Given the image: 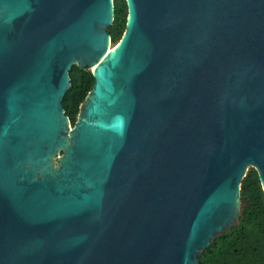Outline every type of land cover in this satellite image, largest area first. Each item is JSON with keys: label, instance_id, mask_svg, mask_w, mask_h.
I'll return each instance as SVG.
<instances>
[{"label": "water", "instance_id": "water-1", "mask_svg": "<svg viewBox=\"0 0 264 264\" xmlns=\"http://www.w3.org/2000/svg\"><path fill=\"white\" fill-rule=\"evenodd\" d=\"M124 1L0 0V264H198L264 196V0Z\"/></svg>", "mask_w": 264, "mask_h": 264}, {"label": "trees", "instance_id": "trees-1", "mask_svg": "<svg viewBox=\"0 0 264 264\" xmlns=\"http://www.w3.org/2000/svg\"><path fill=\"white\" fill-rule=\"evenodd\" d=\"M113 23L107 29L112 45L123 31L127 9L124 0H113ZM70 88L62 107L74 125L79 106L91 90L94 79L88 70L73 66ZM240 218L229 232L214 239L198 256V264H264V196L256 171L250 168L240 185Z\"/></svg>", "mask_w": 264, "mask_h": 264}, {"label": "bare ground", "instance_id": "bare-ground-1", "mask_svg": "<svg viewBox=\"0 0 264 264\" xmlns=\"http://www.w3.org/2000/svg\"><path fill=\"white\" fill-rule=\"evenodd\" d=\"M108 50H110V48H109ZM93 69H94V68H93Z\"/></svg>", "mask_w": 264, "mask_h": 264}]
</instances>
